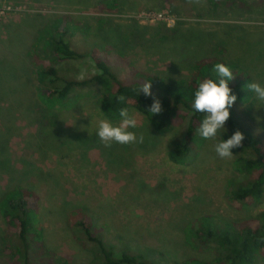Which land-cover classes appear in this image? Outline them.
Segmentation results:
<instances>
[{
	"label": "rangeland",
	"instance_id": "obj_1",
	"mask_svg": "<svg viewBox=\"0 0 264 264\" xmlns=\"http://www.w3.org/2000/svg\"><path fill=\"white\" fill-rule=\"evenodd\" d=\"M105 1L0 0L20 9L0 20V197L16 184L38 194L46 246L40 264L101 262L96 246L70 222V213L84 208L94 236L116 254L129 250L156 264H180L200 256L184 240L189 222L204 215L243 222L264 210V200L241 207L230 201L227 183L237 176V155L221 158L216 153L222 130L184 165H176L168 159V146L181 128L155 135L145 118L132 111L138 127L131 130L142 134L143 142L113 141L106 147L97 135L99 121L105 119L97 87L78 90L65 110L41 111L34 72L48 59L33 49L43 30L64 18L65 26L57 24L66 33L63 39L81 54L97 50L123 84H143L154 74L188 76L189 60L180 46L166 44L157 52L160 35L172 36L167 29L175 26H150L140 17L166 12L183 30L208 35L206 55L226 39L244 43L241 49L232 48L230 56L240 57L264 85V0H118L114 13L103 11ZM56 68L71 80L96 74L90 58L60 62ZM234 108L264 142V101L255 95ZM2 231L0 219V236ZM6 247L0 242V251ZM8 263L0 254V264Z\"/></svg>",
	"mask_w": 264,
	"mask_h": 264
},
{
	"label": "trees",
	"instance_id": "obj_2",
	"mask_svg": "<svg viewBox=\"0 0 264 264\" xmlns=\"http://www.w3.org/2000/svg\"><path fill=\"white\" fill-rule=\"evenodd\" d=\"M102 8L103 11L114 13L119 9V1L106 0ZM66 21L64 18L55 19L53 24L40 34L33 49L36 54L41 52L38 56L44 55L48 59L43 66L36 65L37 71L34 72L40 85L37 90V101L41 105V111L55 114L56 111L65 110L77 99H73V96L78 90L97 87L101 98L99 102L101 113L113 124H119L122 119L119 115L120 110L127 108L129 113L135 111L143 116L155 135L165 136L178 125L181 131L170 140L168 159L176 165H184L207 141L198 133L205 114L193 108L194 94L203 80L219 78L214 70L217 63H224L230 67L235 76L229 82V87L233 89V94L237 95L236 103L247 102L255 97V93L247 89V84L256 79L254 72L243 67L240 57L236 61L230 56L232 48L241 49L244 43L231 41L227 43L229 40L226 39L225 43L219 42L216 49L206 55L204 52L209 41L208 35L193 29L183 30L184 26L180 22L171 29L164 26L172 36L160 35L158 54L164 50L166 44L180 46L185 53L184 58L189 60V74L176 78H163L160 74L148 76L146 82L151 81L153 95L146 96L140 92L142 84L120 82L97 50L86 54L73 50L69 42L63 39L66 33L62 28ZM58 23H62L63 26L57 25ZM85 58H90L96 68V74L86 80L67 79L61 76L56 68V64L60 62L80 61ZM121 95L126 98L123 103L118 99ZM154 98H158L162 103V112L155 116L148 112ZM241 121L232 106L230 118L225 124L226 130L221 129L222 140L225 141L237 130L245 136L242 146L232 149L233 155H237L234 160V171L237 176L227 183L230 201L240 207L259 204L264 200V142ZM39 218V196L28 186L12 185L1 195L0 219L4 231L0 236V242L7 247L0 251V254L7 257L10 264H40L39 259L45 255L46 246L43 230L39 227ZM69 218L73 225L82 229L87 242L96 246L101 259L99 264H156L144 255L129 250L116 254L101 237L94 236L93 224L85 208L72 211ZM183 235L186 244L200 256L189 258L180 264L264 262V210L256 217L243 222L204 215L189 222L183 230Z\"/></svg>",
	"mask_w": 264,
	"mask_h": 264
},
{
	"label": "clouds",
	"instance_id": "obj_3",
	"mask_svg": "<svg viewBox=\"0 0 264 264\" xmlns=\"http://www.w3.org/2000/svg\"><path fill=\"white\" fill-rule=\"evenodd\" d=\"M214 70L219 78L203 80L194 94L193 108L205 114L198 128L199 135L204 139L214 138L220 129L226 130L225 124L230 118V108L237 101V95L233 94V89L229 87V82L235 78L230 67L224 63H217ZM151 89V81L144 82L140 92L152 96ZM247 89L254 92L259 101H264V85L252 80L247 84ZM118 99L123 103L126 98L121 95ZM148 112L154 116L162 112V103L158 98H154ZM119 115L122 118L119 124H113L107 119L99 121L97 133L99 139L106 147H111L113 141L119 144L142 143L143 135L138 137L137 133L131 130L138 127L136 117L130 115L127 108H122ZM244 139V134L237 130L229 139L219 142L215 146V151L221 158H230L233 155L232 149L242 146Z\"/></svg>",
	"mask_w": 264,
	"mask_h": 264
},
{
	"label": "built area",
	"instance_id": "obj_4",
	"mask_svg": "<svg viewBox=\"0 0 264 264\" xmlns=\"http://www.w3.org/2000/svg\"><path fill=\"white\" fill-rule=\"evenodd\" d=\"M19 8H15L10 4H0V20L3 19L7 14H14L19 11ZM147 25L154 26L160 23H166L168 27H174L176 24L175 18L170 16L166 12H148L140 15Z\"/></svg>",
	"mask_w": 264,
	"mask_h": 264
}]
</instances>
